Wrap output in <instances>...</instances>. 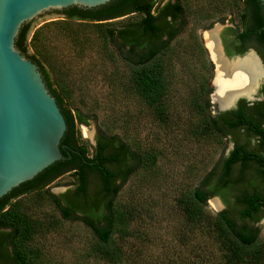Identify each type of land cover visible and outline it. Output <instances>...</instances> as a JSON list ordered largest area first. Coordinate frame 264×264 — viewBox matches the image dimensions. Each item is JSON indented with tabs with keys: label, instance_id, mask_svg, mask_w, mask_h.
I'll return each mask as SVG.
<instances>
[{
	"label": "rangeland",
	"instance_id": "1",
	"mask_svg": "<svg viewBox=\"0 0 264 264\" xmlns=\"http://www.w3.org/2000/svg\"><path fill=\"white\" fill-rule=\"evenodd\" d=\"M181 2L186 23L162 59L168 85L161 112L134 93L127 67L100 32L135 21L136 15L91 23L66 19L62 11L49 10L29 22L28 55L36 56L55 89L58 84L67 91L72 111L91 117L87 126L77 127L80 143L91 152L97 131L102 130L141 153L156 156L154 168L133 173L115 199L118 207L132 213L124 234L114 236L122 253L119 264L220 261L217 246L206 231L224 210L221 199L207 201L200 225L186 221L177 199L197 187L232 148L228 139L198 132L204 115L218 113L212 98L215 67L205 34L217 26L237 24L241 8L234 0ZM35 31L37 37L30 42ZM250 51L258 55L255 49ZM263 84L264 79L252 95L254 100L261 99ZM71 181L70 174H65L42 191L11 201L35 224L29 248L38 253L41 264H111L96 253L91 230L80 221L64 220L49 198L64 193ZM216 199L222 208H214ZM256 226L264 253V217Z\"/></svg>",
	"mask_w": 264,
	"mask_h": 264
},
{
	"label": "trees",
	"instance_id": "2",
	"mask_svg": "<svg viewBox=\"0 0 264 264\" xmlns=\"http://www.w3.org/2000/svg\"><path fill=\"white\" fill-rule=\"evenodd\" d=\"M241 8L238 23L222 32L227 56L257 51L264 65V8L260 0H234ZM66 19L102 23L131 15L137 20L121 26L101 28L102 37L128 69L134 93L147 106L161 112L168 81L162 59L169 45L185 26L181 0H112L93 8L63 10ZM223 22V20H221ZM29 23L23 24L15 48L37 65L49 94L64 118L66 130L59 148L63 160L57 161L32 180L0 198V264H41L29 244L35 224L20 213L11 201L39 192L65 174H70L72 189L58 196L49 195L61 217L80 221L95 236L96 253L111 264L122 262L114 236L124 234L132 213L116 205L122 186L137 170H151L156 156L141 153L117 135L98 130L91 152L80 143L77 127L89 123V116L72 111L69 94L57 89L35 55H28ZM35 31L30 42H34ZM261 99L253 103L239 100L236 108L204 115L199 135L228 139L233 148L204 175L199 185L177 199L186 221L200 225L207 201L219 197L224 210L207 228L217 246L219 264H264V253L256 224L264 217V84ZM202 113V107L200 108Z\"/></svg>",
	"mask_w": 264,
	"mask_h": 264
},
{
	"label": "water",
	"instance_id": "3",
	"mask_svg": "<svg viewBox=\"0 0 264 264\" xmlns=\"http://www.w3.org/2000/svg\"><path fill=\"white\" fill-rule=\"evenodd\" d=\"M111 1L0 0V198L63 160L59 144L66 130L64 118L37 65L14 46L22 25L49 10L93 9ZM260 1L264 8V0ZM224 27L213 29L223 57L236 61L252 54L264 72L263 63L254 51L230 58L225 55L220 39ZM240 99L257 101L252 96L237 97L227 107L217 106L218 112L235 109ZM216 200L222 208L220 200Z\"/></svg>",
	"mask_w": 264,
	"mask_h": 264
},
{
	"label": "bare ground",
	"instance_id": "4",
	"mask_svg": "<svg viewBox=\"0 0 264 264\" xmlns=\"http://www.w3.org/2000/svg\"><path fill=\"white\" fill-rule=\"evenodd\" d=\"M205 42L215 67L212 98L216 105L224 108L237 97L250 98L256 92L259 82L264 79V72L257 58L252 54L236 61L224 58L216 30L205 34ZM212 205L219 208L217 200L213 201Z\"/></svg>",
	"mask_w": 264,
	"mask_h": 264
},
{
	"label": "flooded vegetation",
	"instance_id": "5",
	"mask_svg": "<svg viewBox=\"0 0 264 264\" xmlns=\"http://www.w3.org/2000/svg\"><path fill=\"white\" fill-rule=\"evenodd\" d=\"M62 13H63V11H62ZM63 15L65 16V14L63 13ZM227 28H234L233 26H225L224 28H223V30L221 31V33H220V39H221V35H222V32L225 30V29H227ZM221 44H222V47H223V51H224V53H225V48H224V45H223V40L221 39ZM225 55H226V53H225ZM227 56V55H226ZM235 56H237V55H235ZM227 57H229V56H227ZM232 57V56H231ZM262 61V60H261ZM263 63V62H262ZM263 67H264V65H263ZM42 75V74H41ZM241 100V99H240ZM244 100V99H243ZM232 148H233V144H232ZM231 148V149H232ZM69 189H72V186H69L67 189H66V191L67 190H69ZM65 191V192H66ZM63 194V193H62ZM225 208V207H224ZM223 208V209H224Z\"/></svg>",
	"mask_w": 264,
	"mask_h": 264
}]
</instances>
